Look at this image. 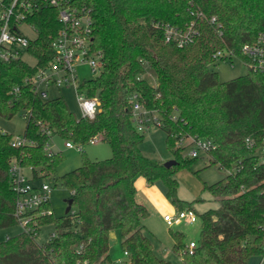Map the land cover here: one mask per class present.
<instances>
[{
    "label": "trees",
    "instance_id": "obj_1",
    "mask_svg": "<svg viewBox=\"0 0 264 264\" xmlns=\"http://www.w3.org/2000/svg\"><path fill=\"white\" fill-rule=\"evenodd\" d=\"M71 2L91 10L92 47L103 55L100 74L79 85L87 97L100 101V111L93 119L78 118L62 97L44 100L25 83L37 72L36 65L23 59L0 64V119L23 114L24 136L31 142L13 148L14 135L0 132V230L19 224L9 173L13 159L38 181L46 174L56 177L64 160L60 153L49 156L45 150L55 136L84 146L98 136L111 147L112 157L93 161L83 154L82 166L60 177L73 199L70 212L55 219L54 212L41 216L40 209L34 211L36 231L0 240V264H111L115 230L130 264H173L160 260L154 251L143 223L148 210L136 199L135 183L140 177L149 186L162 181L168 199L183 210L176 198L175 175L191 169L201 156L183 158L184 148L177 146L182 137L212 141L216 148L205 155L209 166L217 165L227 174L215 184L204 183L220 206L200 216L197 247L193 255H183L181 264H248L252 257L262 259L264 73L248 69L245 76L222 82L210 66L217 51L239 54L264 34V0ZM57 15L48 10L33 18L39 38L28 52L39 64L51 53V40L61 28ZM212 17L221 25V34L209 23ZM192 22L199 30L193 43L180 48L166 42L163 26L183 29ZM137 102L158 116V127L166 133L167 147L177 161L172 168L142 153L145 135L133 122ZM42 209L53 211L51 203ZM50 224L54 233L39 244L36 235ZM171 236L175 253L185 251V235Z\"/></svg>",
    "mask_w": 264,
    "mask_h": 264
},
{
    "label": "built area",
    "instance_id": "obj_2",
    "mask_svg": "<svg viewBox=\"0 0 264 264\" xmlns=\"http://www.w3.org/2000/svg\"><path fill=\"white\" fill-rule=\"evenodd\" d=\"M56 10L57 20L61 25L59 32L51 40L50 51L43 64L29 55L28 49L32 42L39 38V28L33 21L41 11ZM198 17H204L203 13H198ZM209 23L216 27L221 34V25L216 17L209 19ZM24 28L31 30L34 37H29ZM166 42L175 43L182 48L193 43L199 35L197 24H188L185 28L163 26ZM93 19L91 10L87 7H76L71 0H0V64L8 63L29 57L33 64L37 66V72L25 80V83L32 86L34 93L42 99L48 100V90L54 86L60 89L64 86L76 85L77 75L75 65L88 64L94 73L101 72L103 69V55L100 51L92 47ZM241 60L247 69L254 72L264 73V34L258 36L257 40L251 44L244 45L239 54L233 50L223 49L213 55V60L225 62L233 65V60ZM15 93L18 89L14 90ZM77 99L82 112V118L93 119L100 111V101L97 98H89L76 87ZM136 99L137 96L134 95ZM133 122L139 132L145 133L155 124L159 126L158 116L153 112L145 110L140 103L133 106ZM0 132L6 134L0 128ZM189 143L186 145V142ZM99 142L98 136L90 139L89 145ZM249 144L251 142L248 140ZM31 143L24 135L13 136L11 146L21 148ZM66 148L76 149L83 152L82 144H75L71 141L65 142ZM178 147H183L184 157L195 159L202 155L209 154L216 148L210 140L199 139L196 137H182L177 142ZM47 154L52 156L54 152L50 143L45 148ZM260 162L264 163V149L261 154ZM30 169H25L18 161L12 160L10 163V180L13 191L17 195L15 205V217L18 223L26 232H33L37 229V222L32 215L34 211H39L41 216H51V209H42L50 203L52 188L48 183L41 182L36 184L31 174L26 173ZM42 209V210H41ZM164 220L168 225H173L177 221H185L189 224L197 222L196 213L188 208L179 210L175 217L166 215ZM197 247L196 242L187 244L185 251L180 252L181 263L184 254L193 255ZM125 256L128 253L125 252ZM264 260L262 257L261 262Z\"/></svg>",
    "mask_w": 264,
    "mask_h": 264
},
{
    "label": "rangeland",
    "instance_id": "obj_3",
    "mask_svg": "<svg viewBox=\"0 0 264 264\" xmlns=\"http://www.w3.org/2000/svg\"><path fill=\"white\" fill-rule=\"evenodd\" d=\"M24 30L29 37L35 36L31 30L26 28ZM25 60L28 63H34L29 57H25ZM74 68L77 75L76 85L64 86L60 89L52 86L48 90V96L49 99L62 97L69 109L80 118L82 117V112L77 99L76 87L85 81L94 79L100 73H94L88 64L77 63ZM210 68L218 74L222 82L245 76L248 73L247 67L239 59H234L233 65L217 62L211 65ZM26 124L27 120L23 114L17 115L12 120L0 119V128L14 136L24 135ZM144 135L145 138L141 145V150L145 156L161 163H166L172 159L175 160L173 153L167 147V135L161 128L153 124ZM65 142L64 139L57 136L53 137L50 141L52 151L60 153L64 157L63 162L57 169L56 177L46 174L47 176L41 181H36V184L45 182L51 186L50 203L55 219H59L65 215L68 206L67 201L70 197V192L61 183L60 177L81 167L84 155L93 161L107 160L112 157L111 147L101 139L95 145H83V152L66 148ZM188 143L189 141L186 142V145ZM26 173L30 176L29 171H26ZM226 174L227 172L220 169L217 165L209 166V160L205 155H202L192 165L191 169H180L177 171L175 175L178 182L176 198L179 201V205H182L184 209L191 207L196 213L197 222L194 224L177 221L170 226L164 220L166 215L177 216L179 207L168 199L167 190L162 181L156 182L152 187H148L145 182L137 183V200L148 210V216L143 223L149 232L154 251L160 260L180 264V257L174 251L172 232L183 233L185 235V243L187 244L190 242L198 243L201 232L200 216L209 210H216L220 206L219 201L208 190H205L204 183L208 185L215 184L222 180ZM140 178L144 179L143 177ZM56 179L58 180L56 181ZM23 231L24 229L20 224L1 229L0 240H6ZM54 231V224L41 227L36 235V241L39 244L47 243ZM113 235L116 238L113 239L115 243L110 246L111 264H130L129 257L125 256L124 253L120 232L118 230L112 231L111 236L113 237ZM260 260V257H252L248 264H259Z\"/></svg>",
    "mask_w": 264,
    "mask_h": 264
},
{
    "label": "water",
    "instance_id": "obj_4",
    "mask_svg": "<svg viewBox=\"0 0 264 264\" xmlns=\"http://www.w3.org/2000/svg\"><path fill=\"white\" fill-rule=\"evenodd\" d=\"M176 164H177V161L172 159V160L167 161L166 163H164V167L166 169H170L173 166H175ZM67 204H68V206H67V209H66V213H69L70 210H71V207L73 205V199H68ZM113 244H114V241L110 240V246L113 245Z\"/></svg>",
    "mask_w": 264,
    "mask_h": 264
},
{
    "label": "crops",
    "instance_id": "obj_5",
    "mask_svg": "<svg viewBox=\"0 0 264 264\" xmlns=\"http://www.w3.org/2000/svg\"><path fill=\"white\" fill-rule=\"evenodd\" d=\"M38 181H41V180H38ZM138 182H145L146 183V185L148 186V187H152V186H149L148 184H147V182H146V180L145 179H141V178H138L137 180H136V183H135V186H137V183ZM38 183V182H37ZM136 189H137V187H136ZM136 199H137V195H136ZM138 201V200H137ZM116 238V236L115 235H113V237L111 236V240H113V239H115ZM115 243V242H114ZM187 244V243H186ZM178 255V254H177ZM179 256V255H178ZM180 264H181V260H180Z\"/></svg>",
    "mask_w": 264,
    "mask_h": 264
}]
</instances>
